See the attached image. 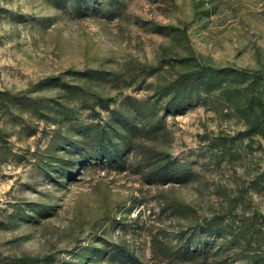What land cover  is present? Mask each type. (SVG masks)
<instances>
[{"label": "rangeland", "instance_id": "rangeland-1", "mask_svg": "<svg viewBox=\"0 0 264 264\" xmlns=\"http://www.w3.org/2000/svg\"><path fill=\"white\" fill-rule=\"evenodd\" d=\"M0 264H264V0H0Z\"/></svg>", "mask_w": 264, "mask_h": 264}, {"label": "trees", "instance_id": "trees-1", "mask_svg": "<svg viewBox=\"0 0 264 264\" xmlns=\"http://www.w3.org/2000/svg\"><path fill=\"white\" fill-rule=\"evenodd\" d=\"M188 252H189V249H188Z\"/></svg>", "mask_w": 264, "mask_h": 264}]
</instances>
